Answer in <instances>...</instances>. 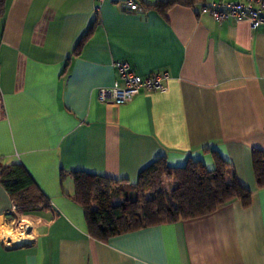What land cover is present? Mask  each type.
I'll use <instances>...</instances> for the list:
<instances>
[{
	"label": "crops",
	"instance_id": "obj_1",
	"mask_svg": "<svg viewBox=\"0 0 264 264\" xmlns=\"http://www.w3.org/2000/svg\"><path fill=\"white\" fill-rule=\"evenodd\" d=\"M200 1L163 12L0 0V162L22 164L50 201L23 213L0 184V264H264V187L252 166L253 150L264 151V26L218 22ZM120 60L141 76L166 71L164 88L99 101ZM216 155L251 191L248 206L232 200L107 240L89 234L72 172L133 183L158 158L210 170Z\"/></svg>",
	"mask_w": 264,
	"mask_h": 264
},
{
	"label": "trees",
	"instance_id": "obj_2",
	"mask_svg": "<svg viewBox=\"0 0 264 264\" xmlns=\"http://www.w3.org/2000/svg\"><path fill=\"white\" fill-rule=\"evenodd\" d=\"M200 0H165L143 7H157L163 12L174 4L192 6ZM252 166L257 187H264V151L254 149ZM74 200L83 206L89 234L97 240L143 227L200 217L221 205L239 200L251 202V191L243 186L231 165L216 155L215 167L204 169L198 160L189 158L183 166L171 167L158 158L143 168L135 182L113 180L84 171L72 172ZM165 180L174 182L166 192ZM0 184L7 191L16 210L32 213L49 207L50 201L20 163L0 162ZM123 199L109 207V218L92 206L98 195Z\"/></svg>",
	"mask_w": 264,
	"mask_h": 264
},
{
	"label": "built area",
	"instance_id": "obj_3",
	"mask_svg": "<svg viewBox=\"0 0 264 264\" xmlns=\"http://www.w3.org/2000/svg\"><path fill=\"white\" fill-rule=\"evenodd\" d=\"M104 0H96L98 4ZM119 4L127 11H144L140 0H111ZM201 12L209 14L214 20L248 21L251 29L264 26V0H201L199 2ZM113 66L117 73V79L111 86L98 87L97 98L101 102H114L117 104L129 102L141 90L154 91L164 88L163 80L167 78L166 71L150 73L145 76L137 74L127 61H115ZM16 209V206L14 205ZM17 232L24 234L29 224L16 227Z\"/></svg>",
	"mask_w": 264,
	"mask_h": 264
},
{
	"label": "rangeland",
	"instance_id": "obj_4",
	"mask_svg": "<svg viewBox=\"0 0 264 264\" xmlns=\"http://www.w3.org/2000/svg\"><path fill=\"white\" fill-rule=\"evenodd\" d=\"M174 184H175L174 182L165 180L163 183V188L166 192H169L173 188ZM120 201H123V199L117 198V197H110L105 194H101V195H98V197L93 201L92 206L94 207V205L99 204V207L97 209L103 211L105 215L109 218L108 213H109L110 205L113 203H118ZM20 233L21 232H16V234H20ZM17 242L23 243L25 242V239H20V241H17Z\"/></svg>",
	"mask_w": 264,
	"mask_h": 264
},
{
	"label": "bare ground",
	"instance_id": "obj_5",
	"mask_svg": "<svg viewBox=\"0 0 264 264\" xmlns=\"http://www.w3.org/2000/svg\"><path fill=\"white\" fill-rule=\"evenodd\" d=\"M21 223H22L23 226L26 225V224H29L28 221L24 220L23 218L21 220Z\"/></svg>",
	"mask_w": 264,
	"mask_h": 264
}]
</instances>
